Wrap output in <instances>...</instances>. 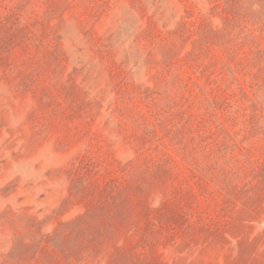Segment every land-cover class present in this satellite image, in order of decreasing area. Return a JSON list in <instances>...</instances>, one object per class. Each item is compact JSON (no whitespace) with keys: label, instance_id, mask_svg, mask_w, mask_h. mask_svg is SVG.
<instances>
[{"label":"rangeland","instance_id":"obj_1","mask_svg":"<svg viewBox=\"0 0 264 264\" xmlns=\"http://www.w3.org/2000/svg\"><path fill=\"white\" fill-rule=\"evenodd\" d=\"M18 240L264 264V0H0V264Z\"/></svg>","mask_w":264,"mask_h":264},{"label":"trees","instance_id":"obj_2","mask_svg":"<svg viewBox=\"0 0 264 264\" xmlns=\"http://www.w3.org/2000/svg\"><path fill=\"white\" fill-rule=\"evenodd\" d=\"M230 18L229 17H225L224 18V28L222 30H219V32H214L219 33V35L223 38H226L229 34V31L233 28L235 30H239V14L236 10H231L229 12ZM213 31H211L212 33ZM84 215L80 216L78 218H76L75 220L69 222L68 224L65 225H69L70 227H74V228H83L85 226L84 224ZM56 235H60L61 234H54V237ZM91 237V235H88ZM91 241H93V239H91ZM55 246L56 249H58L61 253H63L66 257H68L70 254H74L75 252L71 249V250H67L65 248V240L64 238H62V240L58 243H54L53 244ZM39 247V242L35 241V242H31V243H25L22 240H18L15 243V246L13 248V250L10 252L9 254V259L11 260V262L13 264H28L29 262H31L32 260L35 259L36 254L38 253V250H40V252L42 251V248ZM77 250V248H76ZM47 257H43V260H46Z\"/></svg>","mask_w":264,"mask_h":264}]
</instances>
